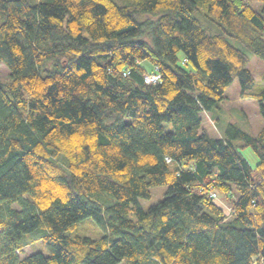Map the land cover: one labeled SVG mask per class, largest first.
I'll return each mask as SVG.
<instances>
[{
	"label": "trees",
	"instance_id": "16d2710c",
	"mask_svg": "<svg viewBox=\"0 0 264 264\" xmlns=\"http://www.w3.org/2000/svg\"><path fill=\"white\" fill-rule=\"evenodd\" d=\"M257 1L0 0V264H264V126L217 114L236 79L264 115Z\"/></svg>",
	"mask_w": 264,
	"mask_h": 264
},
{
	"label": "rangeland",
	"instance_id": "374dc122",
	"mask_svg": "<svg viewBox=\"0 0 264 264\" xmlns=\"http://www.w3.org/2000/svg\"><path fill=\"white\" fill-rule=\"evenodd\" d=\"M251 5L257 10L261 6V1H252ZM264 37V34H263ZM141 63V62H140ZM247 67L251 69L253 76L256 79H259L260 76L264 73V62L257 58L254 55L249 56V62ZM146 70H151L150 67H145ZM8 79V70L4 62H0V81H6ZM239 85L236 79L231 80L228 86L224 89V97L219 101V109L217 114L220 117L218 122L219 131H223L227 123H235L246 130L248 133H255L258 129L264 126V115L259 110L258 102L253 98H243L239 96ZM264 101V99H263ZM126 120H129L128 117H124ZM168 123L165 124V127L170 128ZM240 152L244 155L251 166L257 161V156L252 152L249 146H243L240 148ZM166 185L158 184V186H152L150 188V196L148 198H139V203L143 208H147L149 204L156 202L165 192ZM214 192L217 202H222L225 207V210L230 211V199L225 197L224 194L217 192L212 189L210 193ZM111 201V199H110ZM74 233L89 235L96 238L101 234V229L94 223L93 219L90 216H86L83 219H80L76 225L75 229L72 232H69L70 235ZM33 251H41L45 254H48L49 251L46 249L44 243L41 240L37 239L30 244H25L22 248V252H19V255L22 257L26 254L33 253Z\"/></svg>",
	"mask_w": 264,
	"mask_h": 264
},
{
	"label": "built area",
	"instance_id": "2783aa9c",
	"mask_svg": "<svg viewBox=\"0 0 264 264\" xmlns=\"http://www.w3.org/2000/svg\"><path fill=\"white\" fill-rule=\"evenodd\" d=\"M143 74V80L145 83L153 84L158 82L161 79L162 73L159 71V67L157 64H152L151 70H144ZM166 160H170L169 156L165 157ZM211 197H215L214 192L210 193Z\"/></svg>",
	"mask_w": 264,
	"mask_h": 264
},
{
	"label": "crops",
	"instance_id": "0c3cea01",
	"mask_svg": "<svg viewBox=\"0 0 264 264\" xmlns=\"http://www.w3.org/2000/svg\"><path fill=\"white\" fill-rule=\"evenodd\" d=\"M141 64H144L146 67H150L151 63H149L147 60L143 59L141 60ZM224 201L222 200L221 203H223Z\"/></svg>",
	"mask_w": 264,
	"mask_h": 264
}]
</instances>
